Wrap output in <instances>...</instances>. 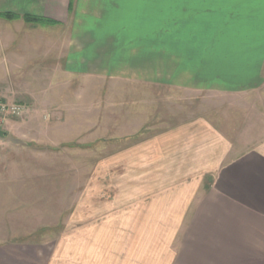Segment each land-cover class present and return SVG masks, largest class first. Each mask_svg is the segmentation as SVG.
Masks as SVG:
<instances>
[{
    "label": "crops",
    "instance_id": "crops-1",
    "mask_svg": "<svg viewBox=\"0 0 264 264\" xmlns=\"http://www.w3.org/2000/svg\"><path fill=\"white\" fill-rule=\"evenodd\" d=\"M96 1L111 4L94 0L93 7ZM132 1L152 5L143 21L148 17L153 31L133 32L138 36L130 35L126 57L115 60L112 37L99 45L90 31L81 32L82 0H0V38L7 30L13 34L1 43L0 65L13 72L37 63L73 73L102 70L110 77L124 72L132 82L251 104L241 123H229L223 113L197 116L141 144L134 163L145 171L131 178L138 191L125 193L130 213L121 261L264 264V0ZM73 8L74 38L67 31L53 39L50 31L36 30L50 22L62 28ZM23 17L40 19L43 27ZM149 36L154 38L134 43ZM30 55L39 58L26 59ZM50 260L31 244H0V264ZM107 264H119L112 244Z\"/></svg>",
    "mask_w": 264,
    "mask_h": 264
},
{
    "label": "rangeland",
    "instance_id": "rangeland-1",
    "mask_svg": "<svg viewBox=\"0 0 264 264\" xmlns=\"http://www.w3.org/2000/svg\"><path fill=\"white\" fill-rule=\"evenodd\" d=\"M92 1L82 0L80 30L90 31L99 45L112 37L115 60L126 57L131 36H138L133 32L153 31L149 18L143 21L144 12H153L147 2L110 0L105 8ZM74 10L62 28L34 24L43 27L36 30L50 31L53 39L67 31L74 38ZM93 12L99 18L89 16ZM5 34L0 50L13 36L10 30ZM34 58L39 56L26 59ZM10 67L0 65V129L24 144L0 139V244L36 246L46 258L51 254L49 264H107L111 244L122 264L130 213L125 193L138 191L131 178L145 171L134 163L141 144L197 116L223 113L237 124L253 110L237 99L132 82L124 72L110 77L102 70L73 73L39 63L24 72ZM13 106L19 114L9 110Z\"/></svg>",
    "mask_w": 264,
    "mask_h": 264
},
{
    "label": "water",
    "instance_id": "water-1",
    "mask_svg": "<svg viewBox=\"0 0 264 264\" xmlns=\"http://www.w3.org/2000/svg\"><path fill=\"white\" fill-rule=\"evenodd\" d=\"M0 139H5L12 145H22V144H24L20 140H17L15 138H13L11 135H9L8 133H6L5 131H3L1 129H0Z\"/></svg>",
    "mask_w": 264,
    "mask_h": 264
},
{
    "label": "trees",
    "instance_id": "trees-1",
    "mask_svg": "<svg viewBox=\"0 0 264 264\" xmlns=\"http://www.w3.org/2000/svg\"><path fill=\"white\" fill-rule=\"evenodd\" d=\"M5 17V19H7V20H13V19H15L16 17H13V16H11V15H7V16H4ZM23 19H24V21H26L27 23H31V24H39V23H41V21H40V19H37V18H33V17H31V18H29V17H23ZM46 22H48V21H46ZM47 24H53V23H47Z\"/></svg>",
    "mask_w": 264,
    "mask_h": 264
},
{
    "label": "built area",
    "instance_id": "built-area-1",
    "mask_svg": "<svg viewBox=\"0 0 264 264\" xmlns=\"http://www.w3.org/2000/svg\"><path fill=\"white\" fill-rule=\"evenodd\" d=\"M9 110H11L12 113H17V114H19L20 112V108L16 106L11 107Z\"/></svg>",
    "mask_w": 264,
    "mask_h": 264
}]
</instances>
